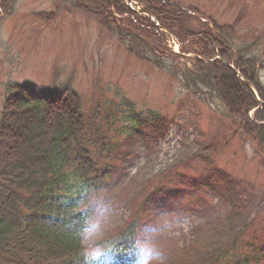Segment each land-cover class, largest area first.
Segmentation results:
<instances>
[{"label":"trees","instance_id":"16d2710c","mask_svg":"<svg viewBox=\"0 0 264 264\" xmlns=\"http://www.w3.org/2000/svg\"><path fill=\"white\" fill-rule=\"evenodd\" d=\"M133 1L156 23L121 0H56L54 5L64 3L67 12L94 18L128 56L162 72L189 99L214 105L232 134L248 140L264 160V84L258 75L264 65L255 51L238 46L252 29L242 36L237 23L219 24L194 6L172 0ZM261 1L247 0L245 7L260 10ZM160 28L176 39L178 54ZM108 125L99 108L92 104L87 110L69 86L47 95L17 87L6 96L0 118V264H81L74 235L81 202L93 192L106 199L116 168L125 161L116 136H108ZM214 149L210 145L199 153L206 164ZM188 162L166 167L131 201L130 216L114 230L121 264L150 221L163 212L194 209L191 204L207 194L217 198L225 215L208 231L207 245L196 242L173 264H264V216L245 215L247 193L238 187L244 181L219 176L217 169L186 178Z\"/></svg>","mask_w":264,"mask_h":264},{"label":"rangeland","instance_id":"374dc122","mask_svg":"<svg viewBox=\"0 0 264 264\" xmlns=\"http://www.w3.org/2000/svg\"><path fill=\"white\" fill-rule=\"evenodd\" d=\"M172 1L192 5L219 24L237 23L242 36L251 28L238 46L255 51L264 65V1L260 10L245 7L247 0ZM55 2L12 0L6 7L0 4V118L4 99L17 87L47 95L69 86L87 110L92 104L98 107L101 119L111 125L108 136H116L120 156L125 159L117 166L106 197L114 211L113 231L130 216L131 201L143 195L151 178L188 159L186 178L217 169L219 176L243 180L238 187L247 193L244 213L253 220L262 219L264 160L251 143L232 134L214 105L189 99L162 72L128 56L94 18L67 12L64 3L58 8ZM137 7L141 9L139 4ZM38 14L53 17L46 21ZM173 47L177 49L175 43ZM258 75L264 84V70ZM210 145L215 149L207 165L199 153ZM215 180L221 181V177ZM191 205L194 209L162 213L172 225L158 238L167 264L177 262L196 242L207 245L208 231L225 215V208L209 194Z\"/></svg>","mask_w":264,"mask_h":264},{"label":"clouds","instance_id":"9594fccd","mask_svg":"<svg viewBox=\"0 0 264 264\" xmlns=\"http://www.w3.org/2000/svg\"><path fill=\"white\" fill-rule=\"evenodd\" d=\"M81 207L74 233L81 264H121L120 249L113 240L114 211L110 203L103 195L93 192L81 202ZM171 226L167 214L146 226L133 242L126 264H167L158 238Z\"/></svg>","mask_w":264,"mask_h":264},{"label":"water","instance_id":"95a60500","mask_svg":"<svg viewBox=\"0 0 264 264\" xmlns=\"http://www.w3.org/2000/svg\"><path fill=\"white\" fill-rule=\"evenodd\" d=\"M125 4L126 5H128V2L127 1H125ZM135 7H136V5H134ZM138 13H144V12H141V11H139ZM145 15H147L151 20L153 19L152 17H151V15H149L148 13H144ZM227 65V64H226ZM230 69H231V71L238 77V78H240L241 79V77H240V74L236 71V70H234L233 68H232V66H229V65H227ZM242 80V82L248 87V84L246 83V81H244L243 79H241Z\"/></svg>","mask_w":264,"mask_h":264}]
</instances>
